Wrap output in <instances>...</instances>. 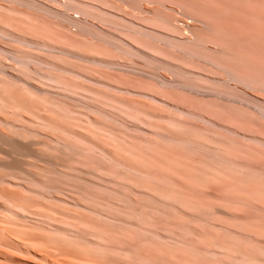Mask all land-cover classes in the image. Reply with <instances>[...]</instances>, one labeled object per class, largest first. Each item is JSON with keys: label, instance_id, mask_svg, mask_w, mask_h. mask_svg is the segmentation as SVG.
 Returning <instances> with one entry per match:
<instances>
[{"label": "rangeland", "instance_id": "rangeland-1", "mask_svg": "<svg viewBox=\"0 0 264 264\" xmlns=\"http://www.w3.org/2000/svg\"><path fill=\"white\" fill-rule=\"evenodd\" d=\"M0 264H264V0H0Z\"/></svg>", "mask_w": 264, "mask_h": 264}, {"label": "bare ground", "instance_id": "bare-ground-1", "mask_svg": "<svg viewBox=\"0 0 264 264\" xmlns=\"http://www.w3.org/2000/svg\"><path fill=\"white\" fill-rule=\"evenodd\" d=\"M80 16V15H79Z\"/></svg>", "mask_w": 264, "mask_h": 264}]
</instances>
